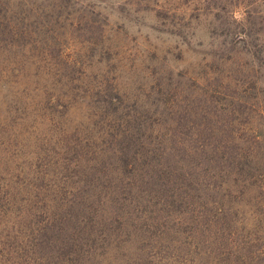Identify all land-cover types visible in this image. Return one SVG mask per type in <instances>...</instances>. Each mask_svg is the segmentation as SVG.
Masks as SVG:
<instances>
[{
    "label": "trees",
    "instance_id": "1",
    "mask_svg": "<svg viewBox=\"0 0 264 264\" xmlns=\"http://www.w3.org/2000/svg\"><path fill=\"white\" fill-rule=\"evenodd\" d=\"M230 2L232 18L233 8H248L238 35L245 40L259 2ZM75 4L0 0V87L16 78L0 88V264H264V136L252 131L246 139L234 122L224 135L226 124L198 118L197 107L185 112L191 135H180L178 95L164 108L151 95L126 107L105 87L83 123L64 130L59 150H38L37 139L24 150L17 131L2 135L10 119L3 99L36 64L25 54L62 59L63 45L33 36L53 31L62 13L79 12ZM81 13L74 18L102 41L108 19ZM64 107L67 115L71 107Z\"/></svg>",
    "mask_w": 264,
    "mask_h": 264
},
{
    "label": "rangeland",
    "instance_id": "2",
    "mask_svg": "<svg viewBox=\"0 0 264 264\" xmlns=\"http://www.w3.org/2000/svg\"><path fill=\"white\" fill-rule=\"evenodd\" d=\"M74 1L79 12H71L70 17L62 13L59 22L51 26L53 31L33 36L34 40L63 45L62 59L49 56L44 60L45 53H26L36 64L25 76L17 77L14 94L3 99L9 103L6 115L10 119L1 127L6 132L2 135H10L8 129L17 131L12 135H17L21 149L37 139L33 147L38 150L48 146L59 150L66 137L64 130L71 132L74 124L83 123L87 107L99 105L97 101L104 98V87L106 93H119L126 107L138 101L151 102V95L161 98L164 108L178 95L177 115L183 124L180 135H191L185 112L197 107L202 113L198 118L226 124L224 135H232L227 124L234 122L235 132L247 135L246 139L253 132L264 136V0H258L261 12L253 34L245 40L238 35L248 8L245 4L233 8L232 18L231 0H214L219 7L210 0ZM92 10L100 12L99 19H108L102 41L99 31H88L85 22L74 18ZM38 21L43 26L45 18ZM87 37L91 42L85 41ZM13 79L6 78L1 87L6 89ZM204 88L223 94L207 97ZM231 94L241 95L240 102L233 103ZM4 103L3 109L7 108ZM50 104L59 112L43 110ZM64 106L71 107L67 115ZM233 108L239 110L232 112ZM255 127L261 129L259 133ZM260 150L264 152V144ZM39 164L45 168L47 162Z\"/></svg>",
    "mask_w": 264,
    "mask_h": 264
}]
</instances>
